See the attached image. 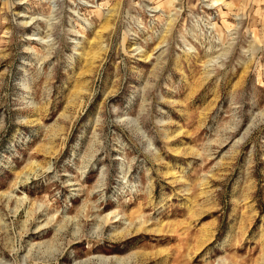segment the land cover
Listing matches in <instances>:
<instances>
[{"label":"rangeland","instance_id":"1","mask_svg":"<svg viewBox=\"0 0 264 264\" xmlns=\"http://www.w3.org/2000/svg\"><path fill=\"white\" fill-rule=\"evenodd\" d=\"M0 264H264V0H0Z\"/></svg>","mask_w":264,"mask_h":264},{"label":"bare ground","instance_id":"2","mask_svg":"<svg viewBox=\"0 0 264 264\" xmlns=\"http://www.w3.org/2000/svg\"><path fill=\"white\" fill-rule=\"evenodd\" d=\"M101 259H103V258H101Z\"/></svg>","mask_w":264,"mask_h":264}]
</instances>
